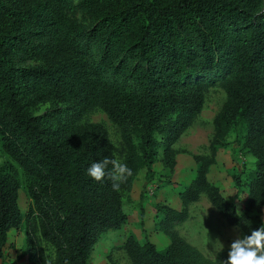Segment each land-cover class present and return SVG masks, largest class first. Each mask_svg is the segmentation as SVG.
<instances>
[{
    "label": "trees",
    "instance_id": "16d2710c",
    "mask_svg": "<svg viewBox=\"0 0 264 264\" xmlns=\"http://www.w3.org/2000/svg\"><path fill=\"white\" fill-rule=\"evenodd\" d=\"M264 0H0V136L7 154L31 177L34 211L41 233L56 251V264H89L102 234L127 221L121 191L107 176L95 181L86 169L114 159L107 130L79 121L103 98L119 127L132 170L130 188L141 170L152 181L163 148L173 168L172 147L200 115L202 78L224 72L231 78L227 101L215 119L213 154L234 131L235 142L256 159L243 213L208 183L209 164L181 193L183 210L165 208V227L184 222L187 207L206 193L231 225L250 234L264 224ZM79 10L93 25L73 18ZM102 50L100 60L89 47ZM39 60L18 66L16 58ZM28 101L27 103H25ZM71 105L74 115L54 126L51 116L34 117L30 103ZM159 135L160 139H157ZM136 140H139L137 142ZM240 185V178H236ZM19 181L0 172V259L9 233L19 229ZM171 236L160 251L130 240L133 264H222L229 249L212 261L183 239ZM25 256L42 264L29 234Z\"/></svg>",
    "mask_w": 264,
    "mask_h": 264
},
{
    "label": "rangeland",
    "instance_id": "374dc122",
    "mask_svg": "<svg viewBox=\"0 0 264 264\" xmlns=\"http://www.w3.org/2000/svg\"><path fill=\"white\" fill-rule=\"evenodd\" d=\"M79 0H74L78 4ZM264 10V3L262 5ZM73 18L80 24L90 28L94 23L83 12L76 10ZM89 55L100 60L102 50L95 45L89 47ZM21 67H36L39 60H26L21 53L15 62ZM224 72H212L202 78L205 101L200 115L172 147L173 168L166 163L163 148L154 166L156 176L148 182L146 170H141L133 179L130 188L127 181L120 187L126 223L118 230H110L102 234L93 249L89 264H133L127 246L130 240L145 246L151 243L160 251L171 244V236L175 235L208 259L215 261L219 252L229 249L231 243L240 235L241 229L231 225L226 218L210 202L206 193H202L196 202L187 207L188 217L184 222L176 223L170 229L165 227V208L182 211L184 206L181 193L197 178L202 163L209 164L208 183L217 187L220 193L243 213L248 200V184L256 167V159L242 150L235 142L236 135L230 131L224 147L213 154L211 144L215 136V119L227 101V86L230 82ZM101 98L85 116L79 125L100 124L109 134L114 159L125 164L126 148L119 127L109 118ZM26 101L25 103H27ZM71 105L45 101L30 103L29 113L34 117L51 116L54 126L74 115ZM139 142V140H136ZM254 158V159H253ZM10 172L20 184L19 205L23 214V222L19 229L9 233L4 257L0 264H30L25 256L28 235L31 234L42 254V264H56L55 248L43 238L41 221L33 208L30 189L34 178L29 176L4 150L0 136V172ZM240 178V185L236 178ZM262 218L264 220V209ZM219 241L215 244L216 241ZM215 244V246H214Z\"/></svg>",
    "mask_w": 264,
    "mask_h": 264
},
{
    "label": "clouds",
    "instance_id": "9594fccd",
    "mask_svg": "<svg viewBox=\"0 0 264 264\" xmlns=\"http://www.w3.org/2000/svg\"><path fill=\"white\" fill-rule=\"evenodd\" d=\"M157 139H160L159 135ZM86 174L98 182L107 176L111 181L112 189L118 192L121 185L132 175V170L117 159L104 158L93 162L86 169ZM217 242L219 241L217 240L215 244ZM220 245L223 250V245L221 243ZM222 264H264V224L251 230L250 234L238 236L231 243L227 259L222 261Z\"/></svg>",
    "mask_w": 264,
    "mask_h": 264
}]
</instances>
